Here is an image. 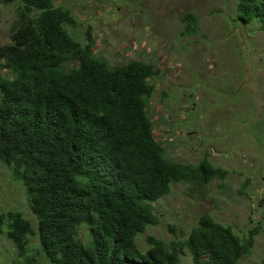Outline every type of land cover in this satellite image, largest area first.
Instances as JSON below:
<instances>
[{
  "label": "trees",
  "instance_id": "1",
  "mask_svg": "<svg viewBox=\"0 0 264 264\" xmlns=\"http://www.w3.org/2000/svg\"><path fill=\"white\" fill-rule=\"evenodd\" d=\"M11 3V40L0 46V164L23 183L36 226L7 207L0 242L8 237L23 264H181L187 253L195 264H240L250 255L258 230L240 235L209 212L179 238L149 233L140 246L160 223L154 203L174 183L207 189L219 178L223 186L227 170L208 156L174 159L172 142L155 133L152 80L164 69L95 54L92 39L82 43L68 29L77 22L72 9L55 0H0ZM237 10L264 30V0H239ZM181 19L193 34L196 15Z\"/></svg>",
  "mask_w": 264,
  "mask_h": 264
},
{
  "label": "rangeland",
  "instance_id": "2",
  "mask_svg": "<svg viewBox=\"0 0 264 264\" xmlns=\"http://www.w3.org/2000/svg\"><path fill=\"white\" fill-rule=\"evenodd\" d=\"M55 2L72 9L77 22L68 29L82 43L92 39L95 54L112 64L137 58L165 70L152 80L156 89L150 108L155 113V133L172 142L171 157L196 164L208 156L227 170L223 186L219 178L212 179L207 189L174 183L171 192L154 203L160 223L140 236V246L145 248L149 233L166 240L179 238L181 228L191 229L201 214L209 212L240 235L258 230L253 252L240 264H260L264 259V30L260 23L239 19V0ZM186 12L197 17L193 34L185 32L181 17ZM16 16L15 3L0 6V46L11 40ZM7 207L35 222L23 183L10 166L0 164V211ZM87 233L80 229L85 242ZM31 243L34 254L37 238L32 237ZM0 247V264H23L24 256L8 237L2 238ZM181 264L195 263L187 253Z\"/></svg>",
  "mask_w": 264,
  "mask_h": 264
}]
</instances>
